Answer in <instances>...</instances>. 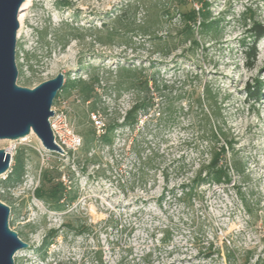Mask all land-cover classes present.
<instances>
[{
    "label": "rangeland",
    "instance_id": "rangeland-1",
    "mask_svg": "<svg viewBox=\"0 0 264 264\" xmlns=\"http://www.w3.org/2000/svg\"><path fill=\"white\" fill-rule=\"evenodd\" d=\"M67 1L31 0L22 21L19 16L17 82L34 88L64 73L55 118L82 144L59 154L34 133L0 139V148L12 150L10 169L0 175V200L11 207L10 227L29 244L16 252L15 264H264V37L254 63L247 54L253 21L264 24V0H207L211 20L219 21L207 28L198 21L196 43L177 35L182 15L171 1H157L173 17L161 10L156 38L137 33L136 22L147 13L139 0ZM124 14L126 25L104 45L105 24L116 25ZM58 37L70 38L64 48ZM122 67L130 69L128 89L116 84ZM142 76L150 79L149 93L137 87ZM78 79L94 80L90 100ZM258 83L255 99L248 90ZM207 88L223 107V120L210 124L224 121L235 138L236 150L220 161L232 179L201 181L183 197L189 187L182 183L212 158L204 136L210 103L197 104ZM146 97L137 123L126 124L127 112ZM90 128L98 135L86 153L82 132ZM20 149L24 165L16 177ZM138 152L150 158L145 166ZM47 169L60 172L65 186L58 208L35 196Z\"/></svg>",
    "mask_w": 264,
    "mask_h": 264
},
{
    "label": "trees",
    "instance_id": "trees-1",
    "mask_svg": "<svg viewBox=\"0 0 264 264\" xmlns=\"http://www.w3.org/2000/svg\"><path fill=\"white\" fill-rule=\"evenodd\" d=\"M62 2L58 3H68L67 0H59ZM154 4L150 6H146L145 0H139V5L142 7H146L147 13L141 19L139 22H136V30L137 33H139L141 36L149 37V38H156L159 34H157V31H160V23H161V10L165 8V4H159L161 0H154ZM167 3L170 1L172 4L177 7L180 14L182 15L181 18V30L177 33V35L183 37V42H193L196 43L195 38V29L194 25L199 21L203 27L207 28L210 25L211 22H218L219 20L216 18H212L215 20H211L212 12L209 8L210 3L207 0H166ZM167 9V8H165ZM166 17L172 18V9L168 8L166 10ZM128 19H126V14L123 16H119L116 18L115 23L116 25H108L105 24L104 27V38H99L101 42H104V45L111 44L113 42V39L115 37L116 32L118 29L124 27V23H126ZM118 24V25H117ZM122 25V26H121ZM248 32L252 35L251 38L253 39L252 45L248 48L247 54L251 60V64L254 63V59L257 56V43L264 37V24L259 23L257 21H253L251 28L248 30ZM71 33H67L64 37L70 36ZM72 35V34H71ZM70 38H60L58 37L59 43H61L62 48H64ZM162 39V38H160ZM250 64V65H251ZM130 75V69L126 67H122L119 72V79L116 82L119 89L121 87H124V89H128L129 87H132L133 80H129ZM93 84L94 80L92 82H87L85 79H78L75 81V85L77 88L81 90L82 97L84 101L90 100L93 93ZM258 87L256 90H248V95L250 97H253L255 99L259 98L260 96V89L262 86L258 83ZM137 87L142 92H150V79L146 76H142L139 78ZM250 86L247 87L249 89ZM60 92L58 93V95ZM58 95L56 98H58ZM146 100V102H142L141 100H138L134 106L127 112V115L125 117L126 124H132L133 126L135 123H137V117H138V111L141 109V107H146L148 104L147 97L142 99ZM205 100L209 101L211 110H208V113H206L205 120L206 122L210 124V120L216 119V120H223L222 117V103L219 102L218 96L213 95L212 91L210 89H206L205 92H203L202 96H199L197 99L198 105H203ZM150 105V104H149ZM115 126H110L107 128L106 132L103 134L104 143L111 144L113 139V129ZM83 134V147L84 150L89 152V149L92 147V143L97 138V131L94 128H90L87 131L82 132ZM204 136L208 137V139L211 141L212 146V158L209 163H202L200 168L196 171L195 176L191 179L189 178L187 182L184 185V187H189L188 190L184 191V196H191V193L195 190V185H197L201 181H207L208 179H211L216 183H229L231 181V174L228 172V169L226 167H223V165H220L221 158H226L227 153L229 150L235 151L234 148L235 145V138H233V135L231 134V131L227 130L225 128V122L222 121L221 125L217 126L216 124L212 125L210 124V129L204 131ZM219 142H224L225 144L218 148L216 145ZM138 157L141 162L144 164V166L149 162L150 158H144L138 152ZM15 167L13 168L14 176L19 177L20 171L23 168L24 165V154L23 151L20 149L17 151L15 156ZM12 175V176H13ZM10 176V179L11 177ZM42 186L36 188L35 196L44 199L49 203V205L52 208H58L60 207V201L62 200V197L64 195V184L61 180V173L58 172L56 174H53L50 170H45L42 176ZM191 186V187H190ZM185 189V188H184ZM52 232V233H51ZM51 235L56 233V231H51ZM53 236V235H52ZM54 237V236H53ZM169 238V234H164L163 241H167Z\"/></svg>",
    "mask_w": 264,
    "mask_h": 264
},
{
    "label": "water",
    "instance_id": "water-1",
    "mask_svg": "<svg viewBox=\"0 0 264 264\" xmlns=\"http://www.w3.org/2000/svg\"><path fill=\"white\" fill-rule=\"evenodd\" d=\"M26 0H0V139L18 140L34 133L42 146L66 154L56 142L50 118L54 101L65 84V74L43 81L34 88L19 85L17 36L19 16ZM12 154L0 148V175L11 166ZM11 207L0 200V264H15L17 251L29 244L10 227Z\"/></svg>",
    "mask_w": 264,
    "mask_h": 264
},
{
    "label": "built area",
    "instance_id": "built-area-1",
    "mask_svg": "<svg viewBox=\"0 0 264 264\" xmlns=\"http://www.w3.org/2000/svg\"><path fill=\"white\" fill-rule=\"evenodd\" d=\"M56 114V113H55ZM55 114L50 118L56 142L66 151L77 149L82 144V138L75 133L66 123L61 126L63 119L55 118ZM96 122H99L96 120ZM12 153V150L10 151ZM12 161V160H11Z\"/></svg>",
    "mask_w": 264,
    "mask_h": 264
},
{
    "label": "bare ground",
    "instance_id": "bare-ground-1",
    "mask_svg": "<svg viewBox=\"0 0 264 264\" xmlns=\"http://www.w3.org/2000/svg\"><path fill=\"white\" fill-rule=\"evenodd\" d=\"M30 1H31V0H27L26 3H24V4H25L24 7H26L27 4H28ZM22 16H23V15L20 16V20H21V21H22ZM188 179H189V178H187V179L182 183V186L187 182ZM212 245H213V244H212ZM212 245L209 247V250H210L209 253H213V251H214ZM214 252H215V251H214ZM230 261H231V260H230Z\"/></svg>",
    "mask_w": 264,
    "mask_h": 264
}]
</instances>
